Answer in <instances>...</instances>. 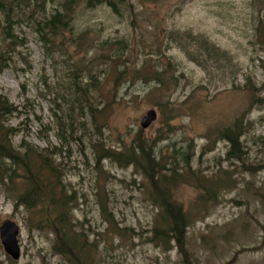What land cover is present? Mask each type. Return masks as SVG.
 <instances>
[{"label": "rangeland", "instance_id": "374dc122", "mask_svg": "<svg viewBox=\"0 0 264 264\" xmlns=\"http://www.w3.org/2000/svg\"><path fill=\"white\" fill-rule=\"evenodd\" d=\"M59 1L48 3L47 13ZM123 3L120 15L106 4L95 9L80 4L74 34L64 35L61 51L43 46L31 27L16 29L25 45L0 74V97L21 112L8 123L20 131L14 146L26 141L61 149L63 183L78 200L73 218L98 245L95 264H183L176 249L165 251L150 241L159 211L148 198L144 176L110 160L95 169L93 142L102 137L107 148L122 153L140 131L154 142L157 156L177 151L180 169L182 152L191 155L195 179L186 174L172 196L195 214L187 233L192 264H264V103L247 92L264 83V0ZM198 37L226 53L230 63L210 60L194 43ZM157 72L163 84L154 79ZM74 82L95 85L88 99L104 111L102 136ZM257 95L262 98V92ZM149 110L157 118L142 130ZM240 118L247 125L242 163L226 160L229 148L219 138ZM83 125L85 132L78 130ZM197 176L218 180L216 200L209 202L207 183L200 186ZM4 183L0 226L6 220L19 226L22 256L12 262L0 243V264H66L52 254V236L33 230L29 211L15 208L24 182L14 179L8 191L9 180ZM101 202L114 217L112 226Z\"/></svg>", "mask_w": 264, "mask_h": 264}, {"label": "trees", "instance_id": "16d2710c", "mask_svg": "<svg viewBox=\"0 0 264 264\" xmlns=\"http://www.w3.org/2000/svg\"><path fill=\"white\" fill-rule=\"evenodd\" d=\"M83 2L87 9H95L106 4L117 15L121 14L120 6L125 4L123 0H60L57 8L47 13V4L55 3V0H0V15L3 19V24L0 25V74L12 65L16 49L25 45V42L19 41L15 35L16 29L22 26L31 27L43 46L50 51H61L63 43L61 45L60 41L64 40L66 33H73L74 13ZM194 43L210 60H216L220 64L224 61L230 63L226 53L210 46L203 37H198ZM159 75L157 72L154 79L163 84ZM75 78L78 76L75 75ZM74 87L77 95L81 93V99L88 105V113L96 134L102 136L99 117L104 111L96 104H91L88 99L89 87L95 88V85L90 83L86 88H82L74 82ZM247 92L254 102L264 103V83L259 90L253 85ZM258 92H262V98L257 95ZM15 115H21L19 109L6 98L0 97V181L5 184L4 181L9 180L7 191L14 179L24 182L26 188L17 195L15 208L23 207L29 211L31 214L29 225L33 230L52 236L54 256L62 258L66 264H95L98 245L89 241L88 235L73 218L78 200L69 194L63 183L62 164L58 163L61 149H42L26 141L15 147L13 141L20 131L8 126L9 120ZM246 128L245 121L240 118L232 126L219 132L220 140L229 148L226 152L227 161L241 163L244 161L241 140ZM78 130L85 132L86 128L83 125ZM155 148L154 142L144 137L142 131L136 135L129 150L122 153L107 148L102 137H99L92 143L95 169L101 171V163L110 160L125 167H133L140 172L147 183L148 198L159 211V224L155 226L150 241L165 251L176 249L183 258V264H192L187 249V233L193 224L195 214L187 211L172 196V188L184 182L186 174L192 175L189 180L195 179L190 166L191 155L182 152L183 166L180 169V162L175 156L178 154L177 151L173 157L157 156ZM252 168L249 166L247 170L253 172ZM196 179L200 186L203 182L207 183V187L203 188L209 202L216 200L215 194H218L220 187L218 180L206 182L198 176ZM100 205L102 212L107 215V223L112 226L113 215L106 212V205L102 202ZM203 207L206 208L207 205Z\"/></svg>", "mask_w": 264, "mask_h": 264}, {"label": "water", "instance_id": "95a60500", "mask_svg": "<svg viewBox=\"0 0 264 264\" xmlns=\"http://www.w3.org/2000/svg\"><path fill=\"white\" fill-rule=\"evenodd\" d=\"M156 118V112L154 110H149L140 121L141 129H148L156 120ZM19 235V226L11 220L4 221L0 226V243L6 255L12 262H18L22 256V251L18 238Z\"/></svg>", "mask_w": 264, "mask_h": 264}]
</instances>
